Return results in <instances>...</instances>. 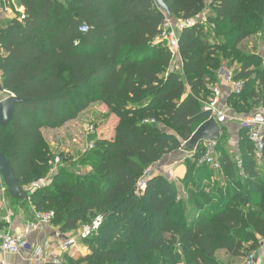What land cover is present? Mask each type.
<instances>
[{
    "label": "trees",
    "instance_id": "obj_1",
    "mask_svg": "<svg viewBox=\"0 0 264 264\" xmlns=\"http://www.w3.org/2000/svg\"><path fill=\"white\" fill-rule=\"evenodd\" d=\"M163 1L171 20L210 11L208 27L198 22L180 31L181 73L170 70L173 54L159 38L168 18L155 0H21L24 13L0 29L1 91L22 101L0 128V152L22 190L33 177L50 179L20 203L53 212L59 233L102 219L82 240L88 253L63 255L62 264L244 263L264 238V151L255 161L244 130L240 168L221 151L220 134L219 170L185 160L182 193L159 175L136 193L144 170L181 149L210 118L203 106L216 84L217 53L240 64L231 81L242 91L230 94L229 109L264 106V68L252 69L258 58L238 50L253 35L264 39V0ZM210 27L220 44L209 42ZM93 104L116 117L112 139L97 140L76 165L59 154L50 177L53 157L42 156V130L61 128ZM85 165L90 170L77 173Z\"/></svg>",
    "mask_w": 264,
    "mask_h": 264
},
{
    "label": "built area",
    "instance_id": "obj_2",
    "mask_svg": "<svg viewBox=\"0 0 264 264\" xmlns=\"http://www.w3.org/2000/svg\"><path fill=\"white\" fill-rule=\"evenodd\" d=\"M5 1V0H0ZM205 13L201 15V20L205 22ZM194 20L188 21H177V24L173 23L171 19H166L161 26L159 38L165 44V46L173 54V59L178 55V39L180 31L184 28L192 26ZM78 31L81 33H86L88 27L85 24L78 26ZM229 88L232 93L239 95L242 91L241 82H229ZM217 95H219L218 89L215 87L212 89V98L209 99L207 103L204 104L203 110L210 113V118L215 119L218 124H222L226 121L227 115L225 107L218 108L217 105ZM7 96L0 98L3 99ZM242 130L246 132L247 140L252 146L253 157L257 162H261L264 151V106L258 107L253 113L245 116H239L235 118ZM182 144L181 150L184 151L185 160H196L197 165H206L212 170H219V162L216 153L214 152L215 143L202 142L200 143L201 149L199 156L196 155L197 148L192 151H186ZM92 149V145L89 147ZM61 164V158L56 155L53 158L52 168L49 171V176H51ZM236 165L240 168V161L237 160ZM86 169L90 170L89 167ZM151 166L147 167L142 176L138 179L135 190L136 193H140L147 181L152 176ZM48 179H41L36 182L31 183L29 186L25 187L23 190L27 193H32L33 191L41 188L46 184ZM6 190L3 185L0 187V202L5 204L7 196ZM53 212H35L33 221L25 226L21 232L13 233L9 229L0 230V264H5L4 256L6 255H17L29 247L27 236L32 231L42 229L44 227L50 226L53 219ZM102 219L97 217L91 224L83 226L80 233L75 237H69L62 240L56 249L45 250L40 246H36L33 249V260L37 261L39 264H62L63 255L67 254L70 250L74 249L78 241H82L87 237L97 233ZM57 237L61 238L59 231H56ZM262 247H259L255 252L250 253L243 264H264V259L261 256Z\"/></svg>",
    "mask_w": 264,
    "mask_h": 264
},
{
    "label": "rangeland",
    "instance_id": "obj_3",
    "mask_svg": "<svg viewBox=\"0 0 264 264\" xmlns=\"http://www.w3.org/2000/svg\"><path fill=\"white\" fill-rule=\"evenodd\" d=\"M19 3L18 0H8L3 3V8L1 11V15L5 14L7 18H11L15 15L17 17V13H19ZM206 11V12H204ZM205 13L206 16L210 14V11L207 10V7L201 11L198 18H194V23H203L201 20V15ZM205 16V17H206ZM8 20V19H7ZM11 21V20H10ZM9 21V22H10ZM175 25L177 24V20H172ZM9 22L4 19L2 24H0V29L6 27ZM205 29V28H204ZM208 29V28H207ZM207 29H205L207 31ZM209 31V42L212 43H221L222 41L216 35V30L210 27ZM238 50L243 55L251 56L255 55L258 59L254 62L253 68L254 70H259L264 68V39L261 35H253L250 38H247L242 42L240 46H238ZM217 57L219 58L217 61V68L214 72L216 76V84L214 86L217 87L219 83L222 81L224 70L230 71L231 74L236 68L240 67V64L237 62L230 63L227 59H223V56L217 53ZM172 68H176L177 64L173 59ZM171 68V67H170ZM212 93V90H211ZM3 95L2 91H0V98ZM245 97V96H244ZM244 97L242 99H244ZM212 98V95H211ZM140 105V103H139ZM138 106V104L136 105ZM229 108V107H228ZM232 111V110H231ZM246 112H240L239 114L232 111V115L239 117L244 115H249L255 111L254 108L247 107ZM117 123L116 117L110 112V109L102 104H93L89 106L85 111L80 113L78 117L71 121L61 128L58 129H43V138H42V148L41 153H43V157L51 159L56 155H63L68 161L75 162V165L78 164L84 157H87L90 152V146L96 143L97 140H111L113 136L114 127ZM222 137L224 138L223 146L221 151H226V135L224 131L221 132ZM201 149V146L198 150ZM89 167L88 165L82 166L79 168L77 173L87 172ZM76 170L78 169L75 168ZM52 176V175H51ZM50 176V177H51ZM32 181H37L35 177H33ZM50 179L47 180V184ZM31 184V183H30ZM1 187V184H0ZM5 188V187H4ZM11 209L14 212L19 213L20 210H24V207L19 208L16 205H12ZM86 226V225H84ZM259 247L262 246L261 256L264 259V238L260 240ZM222 255H219L220 259ZM233 264H243L241 261H235Z\"/></svg>",
    "mask_w": 264,
    "mask_h": 264
},
{
    "label": "crops",
    "instance_id": "obj_4",
    "mask_svg": "<svg viewBox=\"0 0 264 264\" xmlns=\"http://www.w3.org/2000/svg\"><path fill=\"white\" fill-rule=\"evenodd\" d=\"M6 1L8 0L0 1V24H2V21H4V19H6V21L9 22L10 20L15 18V15L10 19L7 18L5 14L1 15L3 3ZM57 1L64 3V0H57ZM18 3L20 9L17 15L19 17L20 15H22V13H24V7L23 4L21 3V0H18ZM198 16H196L195 19L198 18ZM200 25L204 26L205 28L208 27L206 22L200 23ZM174 61L177 64V66L175 69L172 68L171 66L170 70H174L177 73H181L182 66L178 55L174 57ZM221 77H222V81L216 87L219 91V95H217V105L218 108H222V106L225 107L227 119L224 123L219 125H222L224 127V134L226 135V148H227L226 151L228 154H230V157L233 159L234 163L236 164L237 160H239L238 140L242 129L240 128L237 120L235 119L236 116L232 115L231 113L232 111L231 109L228 108L229 105L227 103V99L232 93L231 89L229 88V82L231 81L232 74L230 71L224 70L223 76ZM148 102H149L148 99L143 100L142 102H140V105L138 103V106L135 105V107L145 106ZM216 155L218 156L217 153ZM184 161H185L184 151L181 149L174 151L168 155H165L158 163L151 166L153 173L152 175H159L164 177L177 192L182 193L181 180L185 174ZM13 202L14 203L19 202V203L14 204ZM20 202L21 201H12L11 199H9L8 196L5 204L0 202V223H2L5 226L4 229H9L13 233L21 232L25 226H27L33 221V217L35 214L33 207L28 202H25V204L23 205ZM12 205H16L18 208L19 206L24 207V210H20L19 213L14 212L11 209ZM81 229L82 228H78L70 232L60 233L61 238L55 235L57 233L56 231L59 230L58 227L52 224L42 229L32 231L27 236L29 247L17 255L4 256L5 264H39L37 263V261H34L32 259L33 258L32 251L34 247L40 246L45 250H54L62 240L69 237L77 236L78 233H80ZM87 253L88 250L86 247H84L82 241H78L75 248L70 250L65 255L69 257H75L79 255L84 256ZM222 258H224V256Z\"/></svg>",
    "mask_w": 264,
    "mask_h": 264
},
{
    "label": "water",
    "instance_id": "obj_5",
    "mask_svg": "<svg viewBox=\"0 0 264 264\" xmlns=\"http://www.w3.org/2000/svg\"><path fill=\"white\" fill-rule=\"evenodd\" d=\"M156 6L165 13L168 19H171L169 9L165 6L163 0H155ZM1 91V87H0ZM21 99L14 96H7L0 100V128L6 129L10 124L15 106L20 104ZM222 126L219 125L215 119L209 118L202 123L191 134L189 140L185 142L184 149L186 151H192L202 142L216 143L220 139V133ZM0 179L6 189V194L12 201H28L31 197V193H27L22 190L13 174L8 160L5 155L0 152Z\"/></svg>",
    "mask_w": 264,
    "mask_h": 264
}]
</instances>
